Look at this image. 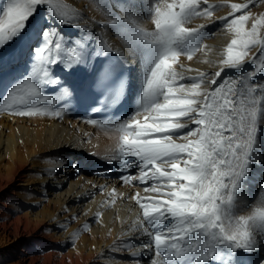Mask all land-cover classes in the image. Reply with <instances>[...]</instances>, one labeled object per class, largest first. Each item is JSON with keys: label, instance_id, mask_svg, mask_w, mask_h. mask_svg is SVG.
I'll list each match as a JSON object with an SVG mask.
<instances>
[{"label": "bare ground", "instance_id": "obj_1", "mask_svg": "<svg viewBox=\"0 0 264 264\" xmlns=\"http://www.w3.org/2000/svg\"><path fill=\"white\" fill-rule=\"evenodd\" d=\"M4 2L0 0V10ZM53 2L71 19L65 21L57 16L47 4L38 5L25 32L0 46V242L7 237L16 240L14 257L19 264H152L157 258L154 245L153 249L149 247L135 254L143 244L151 245L152 241L137 231L142 210L133 197L138 194L147 198L154 193L145 192L146 185L138 179L124 183L118 176L91 175L84 167L99 161L112 164L120 161L119 157L113 158L120 143L118 125L142 109L145 81L158 55L155 46L138 39L137 34L132 35L130 28L155 31L151 15L156 0ZM242 2L246 0H208L217 6L214 21L196 16L189 20L188 27L206 26L179 42L176 50L205 47L191 59L181 55L175 62L170 61L172 69L185 77L177 79V86H190L192 80L188 78L197 76L198 72L207 73L211 79L219 70L227 45L235 38L220 17L229 15L227 5ZM252 6L248 10L252 16L259 19L264 15V4L257 0ZM252 22L245 23V30H250ZM45 30L50 34L55 31L52 47L59 59L55 64H44L32 74L31 82L37 84L42 96L49 97L48 101L37 102L22 80L32 73L33 50L42 46ZM260 31L264 32V27ZM56 39L60 42L58 52ZM104 45L114 48L130 68V109L114 124L92 125L77 115L72 89L92 70L98 57L112 49ZM44 68L56 83L39 82ZM253 72L250 84L264 82V68L257 71L255 63L246 61L235 68H225L218 83ZM19 82L20 95L28 103L17 107L63 108L62 117L11 114L5 97ZM65 89L68 94L62 91ZM261 105L250 163L238 182L231 206L225 209L233 217L249 215L264 203L261 187L264 185V101ZM146 115L140 116L141 122ZM127 159L131 163L134 158ZM129 170L132 176L139 175V168L133 166ZM173 223L169 219L152 230L166 233V228ZM250 231L253 235L250 250H233L227 242L210 244L204 234H191L189 239L197 244V250L176 256L174 251L161 247L160 264H261L264 224L258 223ZM0 254H3L1 249Z\"/></svg>", "mask_w": 264, "mask_h": 264}, {"label": "snow or ice", "instance_id": "obj_2", "mask_svg": "<svg viewBox=\"0 0 264 264\" xmlns=\"http://www.w3.org/2000/svg\"><path fill=\"white\" fill-rule=\"evenodd\" d=\"M258 2L264 4V0ZM256 3L257 0H246L227 5L229 15L220 20L235 38L227 45L226 56L211 79L207 73L198 72L197 76L188 78L192 80L190 86H177V79L185 77L172 69L170 61L175 62L181 55L191 59L195 52L205 47L199 45L184 52L176 50L179 42L206 26L188 27L189 20L196 16L213 22L217 6L209 4L208 0H156L151 15L155 31L137 29V38L163 52L155 59L145 81L142 109L126 123L118 125L120 143L113 158H134L124 168L135 166L139 168V175H122L120 179L124 183L138 179L146 185L145 192L154 193L147 198L138 194L133 197L142 210L137 231L152 241L151 245L143 244L135 254L149 247L153 249L154 245L157 258L152 264H160L161 247L174 251L176 256L197 250V244L189 239L191 234H204L210 244L227 242L233 250H250L253 245L250 229L258 223L264 224V203L251 214L243 215V219L239 218L241 215L233 217L225 211L231 206L238 182L245 176L250 163L258 113L264 101V82L250 84V77L255 75L253 72L243 78H225L218 83L220 73L227 67L235 68L247 61L255 63L257 71L264 68V32L260 31L264 27V15L257 19L248 11ZM43 4L49 5L65 21L71 19L53 0H6L0 10V46L25 32L29 18L37 6ZM249 20L253 21L251 28L245 30L244 25ZM53 36L55 31L51 34L48 30L43 32L42 46L33 50L32 73L22 80L30 89L29 95L37 102L48 101L49 97L42 96L37 84L31 82L32 74L44 64H55L59 59L53 54ZM59 49L60 42L56 39L55 51ZM39 82L56 83L47 68L42 70ZM241 84L243 87H238ZM62 91L68 94L66 89ZM20 92L21 82L5 97V105L11 114L62 117L63 108L17 107L28 103ZM145 113L141 122L140 116ZM86 122L97 124L93 119ZM190 124L194 127H189ZM185 129L187 131L182 132ZM169 219L175 223L166 228V233L152 230Z\"/></svg>", "mask_w": 264, "mask_h": 264}, {"label": "rangeland", "instance_id": "obj_3", "mask_svg": "<svg viewBox=\"0 0 264 264\" xmlns=\"http://www.w3.org/2000/svg\"><path fill=\"white\" fill-rule=\"evenodd\" d=\"M123 29H124V27H123ZM130 30H131L132 35L137 34V30L132 29V28H130ZM238 87L242 88L243 85L242 84L238 85ZM12 239L13 238L9 239V237H7V240L5 238H3L0 242V249L3 250V254H0V264H19V263H17V260L14 257V254L16 252L14 244L16 243V240L12 241Z\"/></svg>", "mask_w": 264, "mask_h": 264}, {"label": "clouds", "instance_id": "obj_4", "mask_svg": "<svg viewBox=\"0 0 264 264\" xmlns=\"http://www.w3.org/2000/svg\"><path fill=\"white\" fill-rule=\"evenodd\" d=\"M157 48V50H158V55H157V58L162 54V52H163V49H161V48H159V47H156ZM156 58V59H157ZM240 219H243L244 217H243V215H241L240 217H239Z\"/></svg>", "mask_w": 264, "mask_h": 264}]
</instances>
